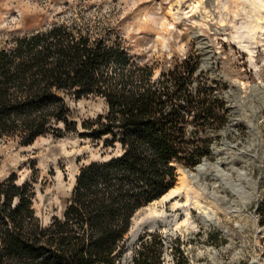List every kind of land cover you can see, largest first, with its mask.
Wrapping results in <instances>:
<instances>
[{"label": "trees", "instance_id": "obj_1", "mask_svg": "<svg viewBox=\"0 0 264 264\" xmlns=\"http://www.w3.org/2000/svg\"><path fill=\"white\" fill-rule=\"evenodd\" d=\"M99 26L72 20L0 48V137L29 146L48 134H79L103 140L104 151L82 166L62 217L48 225L31 184L15 175L0 183V264H122L137 211L175 186L176 167L213 158L229 124L223 88L199 56L156 76L155 65L130 56L121 37L98 35ZM67 95L100 97L107 111L81 132ZM259 212L264 217V201ZM138 241L131 264H163L157 232ZM174 264L189 262L177 250Z\"/></svg>", "mask_w": 264, "mask_h": 264}, {"label": "rangeland", "instance_id": "obj_2", "mask_svg": "<svg viewBox=\"0 0 264 264\" xmlns=\"http://www.w3.org/2000/svg\"><path fill=\"white\" fill-rule=\"evenodd\" d=\"M255 2L258 6L251 0H0V48L56 24L91 21L100 25L94 30L98 35L109 41L121 37L130 56L155 65L156 76L189 56H199L201 70L220 83L230 119L213 144L219 156L212 154L206 163L219 162L236 182V171L247 172L253 186L247 189L256 196L247 208L241 207L220 180L207 178L210 194L220 185L230 213L236 207L242 210L239 216L217 211L218 225L212 217L205 226L198 211L184 203L185 191L178 197L179 209L173 211L171 202L160 207L159 215L164 212L170 225V234H165L155 223L154 232L164 246L163 264H174L177 250L189 264H264V217L259 212L264 201V0ZM65 100L81 132L82 124L95 122L107 111L100 97L67 95ZM102 146L103 140L94 142L79 134L60 138L48 134L29 146L18 138L0 137V183L15 175L19 185L31 184L36 214L48 225L54 216L62 217L82 166L101 160ZM188 194L194 202V192ZM203 202L212 206L207 196ZM187 212L189 229L182 234L175 222L183 221ZM145 232L148 228L140 225L137 238L127 240L122 264H131Z\"/></svg>", "mask_w": 264, "mask_h": 264}, {"label": "bare ground", "instance_id": "obj_3", "mask_svg": "<svg viewBox=\"0 0 264 264\" xmlns=\"http://www.w3.org/2000/svg\"><path fill=\"white\" fill-rule=\"evenodd\" d=\"M251 3L254 6L257 5L256 4L257 2H255V0H251ZM233 171H235L234 168ZM177 172H178V179L176 186L172 188L165 196H163V198H161L158 201H155L153 204L143 209L141 211L142 213H139L137 217V221L141 220L143 216L151 217L158 215L157 221L164 227V233L170 234L169 231L170 225L163 217L164 212H162L163 214L159 215L158 211L159 208L164 207L165 204H167V202H171L173 211L179 209L181 207V202L178 199V197L181 195V192L183 191L187 193L184 203L186 205L191 204L190 206H192L194 210L196 209L198 211V213L205 221V226L209 225V219L212 217L215 219L216 224L220 223L218 222L219 215L217 212L219 210H224L227 213V215L233 214V216H239V214H242V210H240L239 207H236L232 211V213H230L229 209H232V207L227 206L229 203L227 201V198L222 197L221 194L219 193L218 188L220 187V185L218 184L215 185L214 188H216L217 190H214L211 194L208 192L209 187L206 183V180L209 177H213L214 179L216 178L220 180L224 187L228 188L231 192H233V194H235L238 197L240 201L239 204H241V207L247 208L246 206L248 202L256 196V192L252 193L249 192L247 189L248 186L252 184L251 178L247 172L236 171L238 176V181L236 182L232 179V177H230L229 174L223 171L221 164L219 162H217L216 164L204 163L200 165L195 171L186 172L183 170H177ZM190 191L191 192L193 191L195 194L194 202L191 200V196L188 194ZM205 196H207L211 200L212 206H208L203 202V198ZM190 216H191L190 213L187 212L186 218L183 221L175 222L177 223V230L180 233L183 234L185 233L186 230L189 229L188 226H189Z\"/></svg>", "mask_w": 264, "mask_h": 264}, {"label": "water", "instance_id": "obj_4", "mask_svg": "<svg viewBox=\"0 0 264 264\" xmlns=\"http://www.w3.org/2000/svg\"><path fill=\"white\" fill-rule=\"evenodd\" d=\"M212 149H213V155L219 156L220 151L217 150L215 146H213ZM206 162H207V158H204L202 160V162L199 165H197L195 168H193L192 170H196L201 164H204ZM176 170H183V171H186V172L189 171V169H182L181 167H176ZM177 179H178V172H177ZM176 184H177V182H176ZM176 184H175V186H176ZM154 202L148 204L147 206L153 204ZM147 206H145L142 209H140L139 211H137V213L135 214V216L133 217V219L131 221L130 231H129L128 235H127V240H130V243L133 242L137 238V233H138L140 225H144L145 227H147L148 228V232H150V233H153L155 231V228H156L155 223L157 222L156 218L145 217V219H144V221L142 223L137 221V217H138L139 213L143 209H145Z\"/></svg>", "mask_w": 264, "mask_h": 264}]
</instances>
